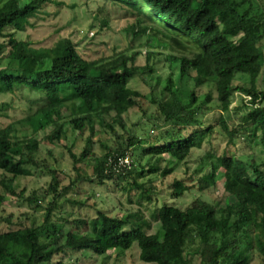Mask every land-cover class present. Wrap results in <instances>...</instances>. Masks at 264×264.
Wrapping results in <instances>:
<instances>
[{"label":"trees","instance_id":"obj_1","mask_svg":"<svg viewBox=\"0 0 264 264\" xmlns=\"http://www.w3.org/2000/svg\"><path fill=\"white\" fill-rule=\"evenodd\" d=\"M103 1L134 19L129 30L136 37L147 36L150 48L146 53L130 47L90 60L68 37L50 47H34L16 34L33 26L32 19L46 2L56 1L0 0V94L24 88L44 98L29 114L0 128V224L10 227L0 228V264H49L70 251L102 256L110 250L124 252L134 243L140 248V259L154 264H196V259L197 264H253L255 254L264 261V160H244L228 152L208 153L205 171L189 181L174 179L171 195L180 198L193 189L204 194L217 189L220 182L235 201L226 200L217 207L198 196L185 208L164 202L154 214L159 222L156 233L144 228L137 213L119 216L96 209L92 217L67 213L53 218V212L65 204L88 207V197L60 203L68 189L85 182L105 185L111 181L135 192L140 203L151 201L156 193L154 176L172 174L213 134L215 125L206 118L215 109L220 112V131L231 142L242 135L258 140L264 152V91L260 89L264 0ZM145 18L157 26L143 25ZM104 24L105 19L100 22ZM82 33L85 39L90 36L89 31ZM163 66L169 68L165 83L157 75L154 87L150 79ZM237 74L246 79L235 83ZM186 79L193 81L192 88L183 87ZM137 81L150 91L156 131L124 137L108 116L120 120L141 106L144 93L134 87ZM236 92L250 98L245 121L235 125L226 116L231 115ZM26 122L34 134L52 127L43 138L49 145L67 138L69 129L78 133L81 144L85 140L80 153L69 149L76 177L67 186L60 189L58 170L37 158L41 141L34 134H19L14 127ZM96 123L110 128L121 140L107 146L104 155L92 152ZM86 129L90 134L83 139ZM126 153L132 157V166L116 170L109 158ZM164 158L167 164L162 169ZM87 164L89 173H84L82 166ZM30 167L47 169L52 175L47 189L52 199L41 223H15L12 214H4L9 197H23L34 209L45 198L37 191L25 197V189L17 185L18 178L32 174Z\"/></svg>","mask_w":264,"mask_h":264},{"label":"rangeland","instance_id":"obj_2","mask_svg":"<svg viewBox=\"0 0 264 264\" xmlns=\"http://www.w3.org/2000/svg\"><path fill=\"white\" fill-rule=\"evenodd\" d=\"M54 1L56 2H46L43 11L36 18L32 19L33 26L28 27L26 31L17 33L16 36L19 39L29 41L34 47H50L60 38L68 37L79 44L82 54L90 60L108 57L116 52L127 50L130 47H135L136 50H141L143 53L149 50L150 45L147 36L145 34L137 37L134 36L131 30H129V24L134 19L127 16L125 11L117 6L107 4L103 0L89 2H86V0ZM103 19L107 21V24L101 26L100 22ZM143 25L157 26L156 23L146 18L143 21ZM82 31H89L90 36L85 39ZM149 33L154 34L155 32L150 30ZM168 72V66L160 68L154 74V77L150 79L152 86L155 84V76L157 75H161L162 84L165 83L164 78L168 75ZM178 76L179 73L176 69L173 73L175 81H177ZM148 77L150 78V76ZM235 78V83H241L246 79V76L237 74ZM133 83L135 88L144 93V98L140 99L141 106L130 109L120 120L108 116V122L115 127L118 134L124 137L130 134L143 135L150 133L152 129L156 131L154 127L155 107L150 101V91L141 81ZM183 87L186 89L192 88L193 81L189 79L184 80ZM260 89L264 91V75L260 82ZM249 98L240 92L235 93L231 115L229 117L226 116L230 122L233 120L236 125L242 119L245 121L244 116L249 112V104H247ZM42 103H44L43 95L24 88H19L11 94H0V105H3L0 111V128L13 121L16 122L18 119L29 114L31 108L35 109ZM219 116L220 112L215 109L206 118L207 123L215 125V129L201 148L195 149L192 155L186 161L180 163L172 174L164 178L160 174L154 176L155 180L153 184L156 185V193H158H155L151 201L146 200L140 203L139 196L135 192L123 190L111 181L105 185L85 182L79 184L77 187L68 189L60 199V203L67 198L84 200L88 197V207L79 209V207L71 206V204H65L62 208L53 212V218L59 219L66 216L67 213H72L75 216L82 214L86 217H92L96 209H103L111 215L119 216L127 213H137L144 221V228L149 233H156L159 230V222L154 218V214L156 209L164 202L173 203L181 208H185L198 196L213 201L218 205L217 207L223 206L226 200L230 202L235 201V197L228 195L220 182L217 189L205 192L204 194L193 189L186 192L180 198H174L171 195V185L174 179L184 178L189 181L191 177L197 178L198 175L205 171V168L209 164L207 154L210 152L217 154L228 152L244 160L255 159L257 162L264 160V152L258 140L253 141L248 137L240 135L235 136L231 142L228 135L220 131ZM14 127L21 135L27 134L28 136H32L34 134L33 128L27 122L15 124ZM50 131H52V127L34 134L41 141L36 156L43 164L50 165L52 168L58 170L61 189L76 177L69 149L72 148L73 151L80 153L86 142L83 140L81 144V138L78 137V133L69 129L67 138L49 145L43 138ZM89 134L90 130L86 129L83 132L82 138L85 139ZM92 138L94 140L92 152L98 155H104L108 152L107 146L121 141L110 128L103 127L98 123L94 127ZM129 151L135 159L136 156L133 149ZM165 158L161 161L162 169L167 164V159ZM82 167L84 173H89L88 164ZM30 170L32 171L31 175L17 179L16 182L19 189H25V197L30 196L33 191H37L40 197L45 195V198H40L39 203L41 206L34 209L35 205H30L23 197H9L8 202L4 205V214H12L15 223L19 220H25L30 223L33 221L41 223L46 212V207L52 199V194H47L49 183L52 181V175L47 169L43 168L30 167ZM198 170L199 172H197ZM142 220L138 222L141 224ZM0 228L4 230L10 227L6 224H0ZM139 254L140 248L137 243H134L130 249L124 252L110 250L102 256H97L90 252L70 251L67 254L56 256L53 262L49 264H154L142 261ZM252 262L253 264H264V261L261 262L260 256L257 254H255ZM195 263L197 264V259Z\"/></svg>","mask_w":264,"mask_h":264},{"label":"built area","instance_id":"obj_3","mask_svg":"<svg viewBox=\"0 0 264 264\" xmlns=\"http://www.w3.org/2000/svg\"><path fill=\"white\" fill-rule=\"evenodd\" d=\"M109 162L113 164L116 170H120L122 168H130L132 166L133 160L130 154L126 153L115 158L110 157Z\"/></svg>","mask_w":264,"mask_h":264}]
</instances>
